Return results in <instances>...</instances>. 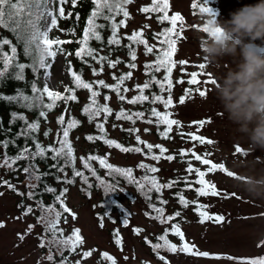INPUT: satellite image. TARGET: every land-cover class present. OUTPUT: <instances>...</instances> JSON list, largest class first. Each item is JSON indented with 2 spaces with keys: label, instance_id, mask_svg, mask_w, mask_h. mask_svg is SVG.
Here are the masks:
<instances>
[{
  "label": "rangeland",
  "instance_id": "obj_1",
  "mask_svg": "<svg viewBox=\"0 0 264 264\" xmlns=\"http://www.w3.org/2000/svg\"><path fill=\"white\" fill-rule=\"evenodd\" d=\"M195 0H169V16L179 13L183 20L178 22L176 38L177 52L174 54L176 67L175 77L178 80L173 90V105L169 106L172 111L171 117L180 122V126H174L173 139L164 142L168 147V154L163 156L160 161V175L163 182L168 178L178 181V188L190 202H200L208 205L207 211L210 215H223L224 222L216 223L214 221L200 222V217L196 213L195 205L189 203L187 208L181 209V204L175 200L168 201L165 204V216L174 215L180 211L181 216L177 217L171 223H179L182 231L185 233L186 240L194 243L199 251H207L212 254H221L223 256H232L239 261L242 258L264 257V149L256 148L248 150L247 136L238 133L235 126L232 125L220 111L219 101H216L212 88L213 85L205 83L213 77L212 71L201 58L200 35L213 33L209 30L207 19L215 18L223 23L231 18V13L245 5H253L257 0H209L208 7L212 13L201 14L194 12L192 7ZM149 0H132L130 4L131 16L128 26L123 30L129 33L136 29H144L147 32L158 29V23L154 17L141 11L143 5ZM203 20V22H202ZM59 35V33H58ZM257 44L260 41H256ZM146 58L141 57L138 60L137 68L134 69L133 77L128 82L130 87L136 83H142L144 80L143 62ZM185 61L181 65L180 61ZM205 63V69H199L198 65ZM221 65L230 64V57H223L220 60ZM198 72L196 85H189L187 81L191 78V72ZM105 78L109 80L108 74ZM183 80V83L180 81ZM44 80L42 77L41 84ZM69 84V74L63 57L51 62L50 89L57 91L63 86ZM204 91L206 95L200 93ZM135 93L134 89L128 91V95ZM184 97L183 103L180 98ZM115 95L112 97V105L118 106ZM145 118H148L145 116ZM204 120V124L199 121ZM146 122H136L135 124L122 123L110 119V126L122 124L123 128H132L134 125L139 129L138 132L127 133L124 129L116 128L110 130V135L115 139H129L133 142L135 135L153 143L159 142L155 134L144 131ZM50 126L55 131V123L52 121ZM153 128V127H150ZM92 130V126L85 123L80 129L73 133L78 156L88 152H97L106 157L111 163L121 165L136 166L141 159V153H122L119 149L109 147L101 143L89 142L86 134ZM189 133L211 140L212 143L200 144L199 141H193ZM237 146H241L243 151L239 154L235 151ZM181 150L189 152L187 156H181ZM197 154H208L207 158L215 163H220L223 172L216 170L208 173L205 177L209 182L215 183L219 192L216 197H199L196 189L200 186L194 184L191 188H184L183 181L196 180L195 173L189 174L186 169L188 162H192L194 168L205 170L207 166L195 161L191 156V151ZM173 154L174 159L168 161L165 157ZM3 156L0 147V162ZM0 178L10 181L16 186L17 191L25 193V196L17 194L6 185L0 183V264H53L48 260L49 247L45 237V246L40 247L41 237L44 235V225L39 223L37 217L41 214L36 209V204L26 198L29 191L28 174L21 172H12L7 168L0 167ZM33 181V180H31ZM147 187V186H146ZM125 191V192H123ZM167 191H173L172 188H164V195ZM117 198L124 205V210L114 211L109 215L101 217L98 215V202L100 194L95 189L91 190L90 195H83L79 184H71L68 188L66 200L72 208L75 219L70 214H64L67 217V224L61 219V226L67 231L73 228H79L83 236L84 244L78 247L74 256L83 264H111L110 261L101 259L103 252H108L115 259L117 264H165L159 260L151 245L146 243L145 237L155 242L157 236L163 234L166 225H160L153 217L154 211H146V202L143 191L138 188L128 187L119 192ZM31 205L35 212L24 215L26 207ZM127 219L128 224L123 221ZM103 224V226H101ZM29 225L34 227L29 230ZM140 228L142 231L137 234L134 229ZM119 231L121 246L115 244L114 233ZM24 239L21 240L20 236ZM169 239L173 243L180 244L178 238L169 233ZM86 250H94L93 255L84 258L82 253ZM55 264H60L59 252L52 250ZM167 264H234L228 259H210L199 256H193L188 253L177 251L163 254ZM127 257V259H125ZM57 262V263H56Z\"/></svg>",
  "mask_w": 264,
  "mask_h": 264
},
{
  "label": "snow or ice",
  "instance_id": "obj_2",
  "mask_svg": "<svg viewBox=\"0 0 264 264\" xmlns=\"http://www.w3.org/2000/svg\"><path fill=\"white\" fill-rule=\"evenodd\" d=\"M72 7L74 8L77 4V0H70ZM132 0H123V3L115 4L113 0H92L94 8L91 11V14L87 18L86 26L83 28V35L81 38L77 39L75 42L78 47L75 50V56L79 58L83 63H89V61H95L99 65V68L93 67L90 63L89 66L92 70L93 76H100L105 71V65L108 68L116 69L117 65L121 64L120 59H112L111 54L101 55L100 53L104 50L103 47L97 49L91 46V42H98L100 45H104V37L101 34V29L105 27L104 24L97 23L98 19H103L104 21L110 22V36L107 38L108 46H117L120 47L122 42V37L118 35V32L122 25H124L125 20L121 19L119 23L116 22V17L121 13L125 19L129 17L128 10L124 7L125 3H131ZM69 3V0H0V29L6 30L9 32L13 39H10L6 36H0V62H2V68H0V78H12L15 81H25L26 70L30 69L34 77L31 81L27 82L30 86L31 94H26L25 91L17 89L15 95H0V100L7 101L9 103H19L20 107L25 108L31 112H35V118L31 121L23 113H18L16 111L11 112L10 114V125H14L17 121L23 123V127L20 128L19 132L15 134V137L11 140L3 139L0 140V146L3 147V159L0 162V167L7 168L12 171H18L14 168V165L18 161L24 160L28 161L27 166L23 167V172L28 174L29 181L33 178L34 172H39L38 167L36 166L35 161L37 159L44 160L47 158L48 154L51 153V159L56 161V164H53L52 167H57L61 160H63V166L58 167L59 172L64 173V184H72L76 177H79L82 183L86 184L89 189L93 185L89 182V176L85 175L83 171H80L76 168V156L74 154V148L71 140L69 139L70 132L72 129L76 128L80 121L75 118H71L65 124V116L63 114L57 117V123L61 126L60 131L57 133V140L55 143H51L45 147L36 135L40 132L41 128V118L47 120L49 112L55 109L58 105V102H63L67 105L70 101H77L76 89H86L90 95L88 97V103L83 107L82 112L87 116L89 122L93 121L96 118L103 116L104 121L107 122L109 116L112 115L113 109L109 107L107 101L111 99L109 95H103L102 99L104 103H100L99 98L102 93L99 89H108L111 92H114L120 101H127L129 105H143L145 102H149L152 105L157 103L163 104L165 109L173 105V98L171 94L168 95L165 99L163 93L165 91L171 92L173 87V70L176 67V62L173 57L177 52L176 48V39L174 36H179L177 32L178 22H182V16L177 13L172 16H169V0H151L150 7H143L141 9L144 13H160L162 15L158 16V20L163 23L165 21L169 22L170 27L163 28L162 31L154 34V38L159 41V49L156 48V45H150L148 40L144 38L142 31H133L130 35L126 36L128 41L126 47L128 50V56L130 61L126 67L128 69H136L137 64V52L134 49L133 45L139 46L143 45L145 55L154 54L155 59L151 63H145L144 71L145 75L148 76V79L144 83L136 84L135 90L139 94L132 96L130 99L124 95L130 91L129 87H124L126 81L130 80L133 76L131 70L117 75L115 72L112 73V79L114 83H106L104 79H96L93 82H86L82 79V74H77L76 71L72 70L71 63L69 62L68 71L71 74V80L74 87H65L64 93L60 91H53L50 89L49 79H50V61H54L58 54H64L71 56L73 53L68 52L62 46L65 44H70L73 41L61 39L59 36L52 35L54 30H60L58 20L61 18H68L72 16L71 12L67 13L65 5ZM192 7L195 9L197 5L194 3ZM106 10V11H105ZM201 12L212 13L211 8H200ZM215 15L214 13H212ZM76 19L79 20V14H76ZM217 32L219 29L216 30ZM71 35H75L73 30ZM23 46V56L28 58L29 63L20 62L18 55V47ZM7 46L8 50H5ZM166 46V47H165ZM180 64H185V61L181 60ZM199 69H205L206 64L200 63L198 65ZM41 70H43V86H40L39 81L41 78ZM163 71V78L158 79L155 75ZM198 72H191V78L187 81L189 85H196L199 83L197 76ZM183 83V80L180 81ZM205 83H210L211 85L215 84L214 78L206 80ZM153 86H156L160 94H157L155 91L151 93V96L146 95L145 91L151 89ZM202 96L206 95V92L202 91L200 93ZM184 97L180 98V102L183 103ZM22 101V103H20ZM65 112L68 111L67 107L64 109ZM150 113V117L155 118V123L159 128L163 125V130L159 132V136L162 139H168L169 134L173 131V126H180V122L176 119H171L170 112L159 111L156 107H151L147 110ZM146 116V111H135L127 112L124 108H121L116 114L115 119L117 121L123 119L131 121L135 124L136 119L143 120ZM146 123L152 124L153 119L149 118L146 120ZM205 121H199V124H204ZM115 126V125H114ZM0 127H2V122H0ZM96 129L101 135L94 137L88 135L86 139L88 141L93 140H102L103 143L107 146L114 147L119 149L122 153H141L144 152L146 158H150L153 161H159L161 157L164 156L168 149L161 144H152L146 143L140 138L139 135L135 137L137 145H144L146 151L139 146L136 147H125L122 143H118L114 139H107L105 133L104 123H97ZM7 129L6 131H10ZM127 131L131 134L132 132H138L139 129L129 128ZM144 131H148L145 129ZM51 129H48L43 132L44 137L50 135ZM62 133V135H61ZM190 139L193 141H199L200 144H211V140H206L204 137L196 135L194 133L188 134ZM23 136L25 140H31L34 145V151L28 146L27 143L23 147H18L15 155L8 154V148L10 145L16 146V141ZM58 145V146H57ZM154 149H158L160 155L155 154ZM235 151L239 154L243 151L241 146H237ZM191 156L194 157L195 161H198L200 164L207 166L206 171L201 170L200 168H194L192 162H188V167L186 171L191 174L195 173L197 179L195 183L200 187L196 189V193L199 197H216L219 195L217 186L215 183L209 182L205 179L208 173H213L216 170L223 172L220 163H215L211 159L207 158L208 154L204 155L197 154L194 150L191 151ZM181 156L189 155V152L181 150ZM168 161L174 159V156L168 155L165 157ZM84 169L91 174V177L95 178V181L98 182L100 186H104L105 194L110 191H117L119 189V178H123L129 184H135L140 191H144L145 195L151 199V193H161L164 188H173L178 181L171 180L167 183H161L156 175H149L148 173L156 174L160 171L159 168L152 166L146 163H139L137 167L144 170L145 174L137 179L134 176V169L132 167H117L112 163H109L106 157L100 155H89L87 158H80ZM93 161L98 162L101 169L106 170L107 177L111 178L105 179L102 178L97 173V169L93 167ZM71 165L72 166V179L68 178V173L65 171V168ZM41 175H48V173H43ZM41 175H35V180H41ZM57 183H60V177L57 175L55 177ZM0 183L6 185L8 188L13 191H17L16 186L8 180L0 178ZM187 184L188 181L185 180ZM147 186V190L145 191ZM37 185L31 182L28 183L29 191L26 194V198L29 200H34L36 204V209L40 210V215L37 217L39 223L44 225V235L40 238L41 243L40 247L45 246V237L51 236V239L47 240L49 247L48 260L53 261L55 264L54 256L51 252V248L55 247L61 256L60 264H67V258L64 256L65 252L76 253L78 247L84 244L83 237L80 234L79 229H74L71 235H64V229L60 227L61 219L63 217V222L67 224V217L64 216L65 213L70 214L73 219H75V214L72 210L67 207L62 199L64 192L67 191V188H63L59 195H55V199L52 204L45 205L42 199L44 193L55 194L57 189L55 187L45 184L42 192H36ZM18 195L25 196V193L17 191ZM3 195V193H0ZM179 203L187 208L189 203L196 204V211L200 217V222L205 221H214L216 223H223V215H210L206 210L208 205L197 203L195 201L190 202L185 198L182 193H178ZM37 197H40L39 199ZM159 203L161 205L167 204L168 201L160 199ZM59 205L57 209L56 205ZM152 210L156 213L153 219L158 220L160 224H168L171 221H174L177 217L181 216L180 211H176L174 215L165 216L164 207H157L155 204L150 205ZM35 209L28 205L24 211V215L33 214ZM101 221L103 217L100 218ZM125 225L128 224V220L123 221ZM103 226V224H101ZM0 227H3V224H0ZM29 230L34 226L29 225ZM142 230L140 228L134 229V232L139 234ZM169 233L172 236L178 238L180 244L173 243L169 239ZM116 239L115 244L121 246V238L119 231L114 233ZM20 239L23 240L24 236L21 235ZM156 243H152L151 240H148L145 237L146 243L151 245V248L154 252L157 253L159 260L164 261L165 257L160 255V250L164 249L168 252L175 253L181 251L188 253L193 256H199L203 258L210 259H228L234 262V264H264V257L258 258H242L239 261L232 256H223L221 254H212L207 251H199L196 249L194 243H190L186 240L185 233L182 231L179 223H171L170 228H165L162 235H159ZM94 250L84 251L82 253L84 258L91 257ZM102 257L110 261L111 264H117V259H115L108 252H103ZM127 259V257H125ZM76 264H80V261H76Z\"/></svg>",
  "mask_w": 264,
  "mask_h": 264
},
{
  "label": "trees",
  "instance_id": "obj_3",
  "mask_svg": "<svg viewBox=\"0 0 264 264\" xmlns=\"http://www.w3.org/2000/svg\"><path fill=\"white\" fill-rule=\"evenodd\" d=\"M207 2H208V0H195L194 3L197 5V7L194 9V12L201 13V14H206V12H201L200 8H206L207 7ZM113 3L120 4V3H123V0H113ZM131 3H125L124 4V7L129 12V17L127 19H125L123 17L122 13L119 16L116 17V22L117 23H119V21L121 19L125 20L124 25L121 26V28H120V30L118 32V35H120L122 37V42H121V45H120L119 48H117V46H115V45H113V46H108L107 45V38L111 34V32H110V22L104 21L102 18L98 19L97 23L105 25V27L103 29H101V34L104 37V45L102 46L98 42H95V41L91 42V46H93V47H95L97 49H100L101 47H103L104 50L100 53L101 55H105V54H109L110 53L112 59H117L118 58V59H120L122 61L121 64L117 65L116 69L108 68L107 65H105V71L100 76H98V77L93 76L91 67L89 66V63L93 67H96V68H99V65L96 64L95 61H89V63H83L74 54L75 50L78 47V45H77V43L75 41L82 37L83 28L86 26L87 18L91 14L92 9L94 8L92 0H77V4H76V6L74 8L72 7L70 0H69V3L65 5L66 16H67L68 12H71L72 16H70V17H68L66 19H64V18L59 19L58 20L59 29H61L63 31L54 30L52 35L59 36L61 39L73 41L70 44H65V45L62 46L68 52H71L73 54L71 56H67V55H64V54H58L57 57L55 58V60H57V58L62 56L63 60H64V63L67 66V70H68V66H69V62H70L72 70L76 71L77 74H82V79H84L86 82H93L96 79H104L106 81V83H110L111 84V83L115 82L112 79V73L113 72H115L117 75L125 73V72H127L129 70L134 72V69H128L126 67V65L129 62H131L130 61V57L127 54L128 50H127L126 45H127L128 41L126 40V36L130 35L133 31L129 32V33L123 32V30L128 26L129 18L131 16V12H130V4ZM146 6L147 7L151 6V0H149V2L147 4L143 5L142 8L146 7ZM76 14H79V20L76 19ZM146 14L148 15L147 17H152V16L154 17V19L158 23V29L157 30H151V32H147L144 29L139 28V29H137L135 31H142L143 35H144V38L148 40L149 44L150 45H156V48L159 49V47H160L159 41H158V39L154 38V34L157 33V32L162 31L163 28H165V27H170L171 25L167 21L161 23L158 20V16L162 15L160 13H146ZM73 30L75 32V35H71L70 34V33L73 32ZM58 33H59V35H58ZM0 36H6V37H8L10 39H13V42L15 43L14 37H12V35L9 32H7L6 30L0 29ZM173 38L176 39L175 36ZM133 47H134V49L137 52V60L135 61V63L137 65H138V60L141 57H145L146 58L144 60V62H143L144 80H143L142 83H136V84H141L142 85L144 83V81L146 79H148V76L145 75L144 65H145V63H151L152 61H154L155 55L154 54L145 55V51H144L143 45H139V46L133 45ZM5 50H8L7 46H5ZM18 55H19L20 62H24V63H29L30 62L28 60V58L23 56V46L22 45H20L18 47ZM173 59L175 61V57H173ZM51 62L52 61H50V63ZM0 68H2V62H0ZM68 74H69V84L66 85V86H63L62 88H60L57 91H60L61 93H64L65 87H74V85L72 84L71 74H70L69 71H68ZM106 74H108L109 80L107 78H105ZM155 75L157 76L158 79H162L163 78V71L160 72V73H156ZM25 76H26V80L25 81H15L12 78H7V75H6L5 78H0V95H15L17 89L23 90V91L26 92V94L30 95L31 94L30 86L28 85L27 82H29L32 79H34L30 69L26 70ZM42 77H43V70H41V78H40V81H39L40 86H42V84H41ZM130 80L125 82L124 87H129L130 89H134L135 90V85L136 84L133 87H130L128 85V82ZM172 80H173V87L171 89V92L169 93L168 91H165L163 93L165 99H167L169 94H171V96H173V90H174V87L176 86V83H177L176 82V78H175V71L174 70H173ZM99 90L102 93L101 97L99 98L100 103H104V101L102 99L103 95H109L111 97V99L109 101H107V103H108L109 107H111L113 109V113H112L111 116L108 117L107 122L104 121L103 116H101L99 118H96L93 121L89 122L87 116L82 112V109L89 102L88 101V97H89L90 93L86 89H76V95H77V98H78L77 101H70L67 105H65L63 102H58L57 107L55 109H53L51 112H49L47 120H44L43 118H41L40 132L37 133L36 135L39 137L40 142L43 145H45V147H47V145H49L51 143H55L56 140H57V133L61 129V126L57 123V117L59 115L63 114L65 116V124L71 118H75L78 121H80L79 125L76 128L71 130L69 139L71 140V142L73 144L74 154L76 156V168L78 170H80V171H83L85 173V175L89 176V182L93 185V187L91 189H89L86 184L82 183V181H81V179L79 177H76L72 184L75 185V184L78 183L80 191H81V193L83 195H90V192L93 189L98 191L99 194H100V199H99V202L97 204L98 209H99L98 210V215L100 217H105V216L109 215L110 213H113L114 211H120V210L122 211V210H124V207L121 204V200L117 198V195L119 194L120 190L110 191L107 194H105L104 186H100L98 184V182L95 181V178L91 177V174L88 173L86 169H84L83 163H82V161L80 159L81 157L87 158V156H89V155H100V154H98L97 152H88L87 154L82 155V156L79 157L78 154H77V149H76L75 143L73 141V136H72L73 133L76 132L78 129H80L85 123H87L88 125L92 126V130L86 134V137L88 135H92L94 137H98L101 134L96 129V124L97 123H104L105 133H106V138L107 139H114L118 143H122L125 147H136V146H139L142 149H144V151H146L145 146L144 145H137L135 139L133 140V142H130L129 139H126V140L118 139L117 140V139L113 138L110 135V130H114L116 128H120V129H124L125 132L129 133L127 131V129H129V128H123L122 124H117L115 126L114 125L110 126L111 117H113V121H117L115 119V114L121 108H124L125 111H127L129 113L135 112V111H146V117H148V118H144L143 120L136 119V122H139V121L146 122V120L149 119V118L153 119V123L152 124H148V123H144V124L147 126V128H146V129H148L147 132L154 133L156 138L159 140V142L153 143V142L145 140V139H143L141 137L140 138L142 140H144L146 143H152L154 145L155 144H161L164 147H166L167 149H168V147L164 144V142L171 141L173 139V132H174V126L175 125L173 126V131L169 134V138L168 139H162L159 136V132L163 130L164 126L161 125L158 128L156 123H155V118L150 117V113L147 110L154 106V107L157 108V110L162 111V112L163 111H167V112H170L171 115H172V111L169 109V107L167 109H165L163 104L157 103L155 105H152L149 102H145L143 105H140V104L129 105L126 100L123 101V102L120 101L114 92H111L108 89H99ZM153 91H155L157 94H160L159 90H158V88L156 86H153L151 89L146 90L145 94L151 96V93ZM137 94H139V93L136 90H135V93L131 94L130 96L128 95V92L124 93V95H126V97L128 99H130L132 96L137 95ZM114 95H115V97L117 98V101H118V103H117L118 106L117 107H114L112 105V97ZM20 103H22V101ZM65 107H67V109H68L67 112L64 111ZM13 111H16L18 113H23L24 115H26L28 117V119L30 121L32 119H34L35 115H36L35 112H31V111H29V110H27L25 108L20 107L19 103H16V102L9 103L7 101L0 100V122H2V127H0V140H3V139L11 140V139H13L15 137V134L17 132H19L20 128L23 127V123L20 122V121H17L14 125H10V123H9L10 118H11L10 114ZM171 115H170V118L174 119V118L171 117ZM52 121H54V123H55V131H54V133H53V127L50 126V123ZM119 121L122 122V123L133 124L131 121H127V120H123V119H121ZM150 127H153V128H150ZM9 128L11 130L10 131H6ZM132 128L138 129V128L135 127V125ZM48 129H51V132H50V135L46 138V137L43 136V132L48 130ZM134 133H136V132H134ZM61 135H62V133H61ZM136 136L137 135H135V137ZM89 142L101 143V144L105 145L102 140H93V141H89ZM25 143H27L28 146L30 148H32L33 151L35 150L34 149V145L32 144L31 140H27L26 141L25 138L23 136H21L16 141V146H12V145L9 146V148L7 150L8 154L9 155H15L16 152H17V148L18 147H23ZM0 147H1V153H2V156H3L4 149H3L2 146H0ZM153 151L155 152V154L160 155L158 149H154ZM141 154H142V155H140L141 159L138 161L137 165L142 162V163H146V164H150L152 166H155V167L159 168L160 171H161L160 161L162 159H164L163 157H161V159L159 161H153L150 158H146L144 156V152H141ZM165 154H168V153L166 152ZM169 154L173 155L171 153H169ZM100 156H102V155H100ZM35 163H36V166L39 169V172H34L33 173V178L31 179L33 181H29V182L37 185L35 191L38 192V193L43 191V188H44L45 184H47L49 186H52V187H55L57 189L55 194L44 193L43 196H42V199H43V202H44L45 205L52 204L54 199H55V195H59L60 192L65 187L67 188V191H68V188L71 185V184H64L63 183L64 173L58 171V167L63 166V160L60 161V163H59V165L57 167H52L53 164H56V161H53L51 159V153H49L46 159H44V160L37 159L35 161ZM92 163H93V167H95L97 169L98 175H100L102 178L111 180V178L107 177L106 170L105 169H101L99 167L98 162L93 161ZM109 163H111V162H109ZM27 164H28V161H24V160L18 161L17 164L14 165V168L18 169V171H12V172H20V171L22 172L23 171L22 170L23 167L27 166ZM113 165L117 166V167H132L134 169V176L137 179H139L141 176H143L145 174L144 170H142L139 167H137V165L136 166H133V165H120V164H113ZM65 171L68 173V178L72 179V166L68 165L65 168ZM160 171L158 173H156V174H152V173H148V174L149 175H156L158 180L161 183H167V182L172 180L171 178H168L167 181L163 182L162 179L159 177V176H161L160 175ZM43 173H48V175H46V176L45 175H41ZM35 175H41V180H39V181L35 180V178H34ZM57 175L60 177V183H57V181L55 179V177ZM28 178H29V176H28ZM119 180H120V183H119V186H118L119 189L124 190V189H126L128 187L137 188V186L135 184H129L122 177L119 178ZM186 180L188 181V183L186 184L185 180H184L182 186L184 188L193 187V185L195 184V179H194V181H190L188 179H186ZM172 189H173V191H167L165 193V195H164V189H162L161 193L152 192L150 194L151 195V199H149L148 196H146L145 192L143 191V196H144V199H145V202H146V211H148V212L153 211L151 206H150L151 204H155L157 207L165 206V204L161 205L159 203L160 199H163V200H166V201L167 200L168 201H170V200L172 201L173 200L174 202L176 200V201L179 202L177 194L178 193H182L183 194V192L180 191V187L178 188V184L177 183L174 185V187ZM146 190H147V187H146L145 191ZM67 191L64 192V195H63L62 199H64L65 204L67 205V207H69V205L67 203V200H66ZM123 192H125V191H123ZM37 198L39 199L40 197H37ZM32 201L35 203L34 200H32ZM197 203H200V202L197 201ZM192 205H195V209H196V204L193 203ZM56 207H57V209H59V205L58 204L56 205ZM181 207H182L181 209L184 208L182 205H181ZM196 213H197V211H196ZM65 214H67V213H65ZM156 221H157L158 224H160V222L158 220H156ZM171 222H169L168 224H160V225H166V227H168V225ZM60 227L64 229V235L65 236L71 235L72 231L74 230V229H72L70 231H67L63 226L60 225ZM76 229H79V228H76ZM49 239H51V236L49 237ZM156 242H158L157 239L155 240L154 243H156ZM48 247H50V246L48 245ZM51 249L55 250V251L57 250L55 247H52ZM160 252H162L163 254L169 253L168 251H166L164 249H161ZM75 254L76 253H71V254L68 253V252L64 253V256L67 258V264H76V261H80L78 259H74ZM56 259H59V261H57V262H60V260H61L60 254H59V256H56ZM80 264H83L82 261H80Z\"/></svg>",
  "mask_w": 264,
  "mask_h": 264
},
{
  "label": "clouds",
  "instance_id": "obj_4",
  "mask_svg": "<svg viewBox=\"0 0 264 264\" xmlns=\"http://www.w3.org/2000/svg\"><path fill=\"white\" fill-rule=\"evenodd\" d=\"M207 24L213 34L201 33V58L213 73L220 111L247 136L248 150L264 149V0L239 8L226 22L215 16ZM223 57L231 63L221 65Z\"/></svg>",
  "mask_w": 264,
  "mask_h": 264
}]
</instances>
